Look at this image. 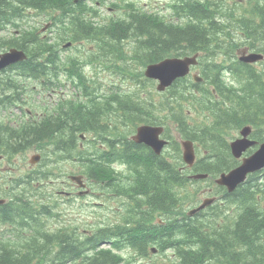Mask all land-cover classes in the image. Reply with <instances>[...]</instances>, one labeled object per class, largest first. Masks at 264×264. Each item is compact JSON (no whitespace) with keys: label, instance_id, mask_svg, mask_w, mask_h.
<instances>
[{"label":"trees","instance_id":"16d2710c","mask_svg":"<svg viewBox=\"0 0 264 264\" xmlns=\"http://www.w3.org/2000/svg\"><path fill=\"white\" fill-rule=\"evenodd\" d=\"M73 2L25 0L26 20L32 16L30 9L49 12L51 16L52 10H59L61 13L54 19L57 18L61 34L50 42L49 38L40 37L38 29L28 26L25 33L28 58L20 64L23 75L34 83L39 79L55 81L54 70L59 76L62 72L72 75L74 84L85 95L73 104L70 153L74 163L97 181L110 176L119 178L118 181L128 179V175L122 179L123 172L115 175L110 168L113 162L128 165L137 187L130 180L117 184L121 186V194L130 197L122 201L123 207L117 213L121 222L109 229L90 228V232L80 235L65 223L45 232L46 223L40 218L53 216L52 206L46 202L36 204L29 195L25 201L16 199L0 205V212H10V217L0 218V222L15 224L17 229L13 231L17 237L20 230L26 233L24 246L0 248V264H144L123 261L120 253L101 248L103 240L112 238L119 250L131 247L137 253L132 258L148 256L150 247L155 245L161 252L173 250L174 258L169 264H264V169L250 174L233 192L218 186L221 200L194 216L187 214L185 204L186 199L196 200L200 194L199 182H213L218 174L238 164L229 143L233 131L250 124L254 127L253 137L264 141V61L258 67L238 60V50L244 47L264 53V0H170L169 15L140 11L127 4L124 16L112 18L106 25L86 17L85 5ZM69 3L79 8H72ZM81 37L91 39L94 48L90 52L85 49L83 53L64 55L68 48L59 47L60 44L70 38L77 42ZM129 44L131 53L126 47ZM198 51L202 52L200 68L204 80L180 78L162 98L148 93L146 88L154 86L152 80L143 78L142 70H134V64L139 69L165 57ZM76 56H84L83 61ZM96 62L98 67L115 75V81L122 84L131 81L140 86L135 91H125L124 84L120 87L114 83L112 89L116 91L119 87V91L109 94L108 88L101 86L98 73L89 76L83 71L84 67L97 71L92 66ZM224 73L231 75V83L226 82ZM2 78L7 81V77ZM3 87L0 83V88ZM25 89L33 90L30 86ZM32 95L27 94L28 101ZM192 110L204 113L199 118L202 120L190 118ZM104 113L111 120L116 119L112 124L107 122L106 127L101 125ZM170 119L182 137L199 144L201 158L194 169L208 173L209 178L189 179L180 174L178 164L128 138L141 123L165 124ZM56 122L51 117L40 128L36 129V124L25 126V134L17 140L23 138L27 144L38 141L44 145L63 144L56 131L60 123L67 122ZM83 132L96 133L86 149L78 143ZM62 138L67 144L66 137ZM104 146H110L109 150ZM190 183L198 186L190 188ZM136 190L143 193L138 199L134 196ZM161 215L166 217L164 224L156 221ZM39 234L43 238L40 245L36 244ZM3 236H7L2 240L5 242H25Z\"/></svg>","mask_w":264,"mask_h":264},{"label":"flooded vegetation","instance_id":"af4514ba","mask_svg":"<svg viewBox=\"0 0 264 264\" xmlns=\"http://www.w3.org/2000/svg\"><path fill=\"white\" fill-rule=\"evenodd\" d=\"M79 2H81L82 5L92 4L90 0H74L73 3L78 4ZM95 3L97 6L102 4L100 0H97ZM69 4L72 6V8H79L77 5H73L72 3ZM89 8L90 7H85L86 10H89ZM110 9L112 10L114 7H110ZM0 10V53L9 51L11 49H17L26 52L25 33L27 31V20L24 16V13H26L27 9L25 0H0ZM99 12L100 11L98 10H91L89 14H99ZM57 16L58 12L55 13V17ZM46 25H49L50 30L49 28L44 30V27H41L38 30V34L43 35L44 37H50V40L52 41L58 39L60 29L59 24L55 25L54 20L51 19L45 24V26ZM72 29L75 31V26H73ZM79 41L83 43L84 39ZM21 62L22 60L13 62L12 64L0 69V83L2 86H4L3 88H0V112L2 111L4 114H6L8 111H10V113L5 116H2V113H0L2 116L0 117V198L4 199V202H1L0 205H5L9 203V201L16 202V199H23L25 201V197H27V195H29V197L39 195L41 194L43 187L47 184H50L51 186L52 195L50 193L47 194H50L51 200L55 204L57 201L55 196L58 194H60L59 197L62 199L70 197V199H73L75 198L76 194L78 195L79 190H85L87 193L91 192V179L87 177L86 174L82 173L83 178L81 183L84 186H81L80 182L73 178V176H75L74 170L68 168L70 164L74 163V156L70 153L72 144L71 138L74 134L72 121L74 116L73 101L75 91L73 90L77 89L74 82L70 81L68 77L63 76L62 74L59 76V72L56 70L52 72L53 78L56 79L55 81L46 82L43 79H39V81L33 86L36 94L40 96L38 101H36L38 102V107H36V110L33 112L30 110V107H28L30 109H27V104H33V102L31 99L28 101L26 96V82H24L22 78L24 69L20 65ZM2 77H7V81H5V79ZM59 78L61 81H59ZM1 79L4 80L1 81ZM46 95H49V97H51L54 102L55 106H53L51 110L45 109L43 107V102L46 98ZM76 95L78 97L82 96L81 92L79 91L76 93ZM10 101L14 102L10 105ZM16 102H18V104ZM14 107L15 109L21 111L23 115H25V112H27L26 118L23 116L11 115ZM4 117L10 119L5 121ZM51 117L56 119V123H60L58 121L63 122V120L67 122V124H65V122L60 123L61 127L56 131L57 136L61 135V140L63 141L64 145L62 143L55 142V144L52 146H45L42 145L41 141L27 144L23 138L17 140V137H22L23 134H25L23 127H30L33 124H36L35 128H40L43 126L47 118ZM39 135L37 136L39 137ZM64 136L66 137L67 144L64 143V138H62ZM80 136H82L81 133ZM162 138L168 139L169 143H171L169 136L165 131L162 134ZM150 149L152 152L154 151L152 148ZM59 151H63V154H59L61 157L57 155L56 158H62V160L65 159L67 164V167L63 168V172L61 173L49 168L50 164L56 160V158H54V153ZM30 152H34V154L28 162ZM187 169H190V167H188L185 162H182L178 168V171L180 174L185 175L184 172H186ZM115 175L117 174L115 173ZM43 176H49L50 178L43 180ZM113 178V176H110V178H107L108 181L105 179L99 181L100 186H102V190L111 189L110 192L107 193L101 192L102 195H108L110 197L113 195L117 197L121 196V190L118 189L116 182L118 180ZM33 190H35V192ZM137 191L138 190H136L134 193L135 198H139V196H141V194ZM207 192L210 193L211 190H208ZM9 196L11 197L9 198ZM32 197L31 200H33ZM140 208L142 209L143 206ZM53 212L56 214L55 210ZM8 217H10L9 211L0 212V218L7 219ZM40 221L47 223L48 220L40 218ZM15 222L18 223L19 220H16ZM55 222L56 219L53 218L52 229L54 228ZM104 223L106 225L102 226V229H106L110 224L109 221ZM16 229V225L11 222H0V248H5L6 246L22 247L25 245V231L20 230L21 232L17 237L13 231ZM82 232H87L86 226L82 228ZM4 234L10 236L15 241L19 239L21 242H25L15 244L11 243V241H2L7 237L3 236ZM53 243L57 244V242Z\"/></svg>","mask_w":264,"mask_h":264},{"label":"rangeland","instance_id":"374dc122","mask_svg":"<svg viewBox=\"0 0 264 264\" xmlns=\"http://www.w3.org/2000/svg\"><path fill=\"white\" fill-rule=\"evenodd\" d=\"M117 0H106V4L104 5H100V6H93L95 9H97L99 12L98 16L99 18H101L100 22L103 23L105 21H107L109 18L111 17H117V15H124L125 14V7H119V6H114V4H112L113 2H116ZM126 1H132V0H126ZM138 5L143 8V9H146L148 10L149 12H160L161 14H164V15H167V14H170V11H169V6H170V0H136ZM243 4L245 3L244 1L242 2ZM121 4H125V3H121ZM110 7H114V9H110ZM51 19L50 18H40L38 19L37 18V21L38 23L40 24V26L44 27V30L48 29L50 30V27L49 25H46L45 24L47 22H49ZM49 32V31H48ZM73 45H78L77 43L73 44ZM84 45L86 46V48L89 46L91 47L92 45H90L89 43H84ZM127 51L130 52V48H131V44L127 45ZM122 50H123V46H121ZM76 47L72 46L71 48L68 49V52H65V54L68 55H71L73 53H75L74 51H76ZM82 53V51L80 52ZM131 53V52H130ZM77 57V56H76ZM98 57H94V60H96ZM264 61V60H263ZM256 65L258 67L261 66V63H256ZM92 66H95L97 68V71H100V81H101V86L105 85V86H109L110 88L113 87L114 83H118L119 85L122 84V82H120L119 80H116L115 81V75H112L110 72H108L105 69H102L101 67H98L99 66V63L96 62V64H93ZM135 67L134 70H144L145 67H140L139 69H136L137 65L134 64L133 65ZM90 72V74L92 73L91 69L88 70ZM201 72V68L200 67H197L195 69L192 70L191 74H190V78H192V75L194 73H199ZM65 79V78H63ZM227 80L229 81L230 79L227 78ZM125 86H126V89L127 91H130V90H137V86H132V83L131 82H125L123 83ZM148 84H151V83H148ZM147 84V86H148ZM153 88L152 89H147L146 88V91L148 93H151L154 97H156V99L162 98V96L165 95V93L163 94H160L158 91H157V83L156 82H153ZM109 88V89H110ZM31 89H29L30 91ZM75 91V89L73 90ZM32 97H33V100L34 101H38L39 97L36 93L32 92ZM44 97V96H43ZM46 98V101L45 103L43 104V107L45 109H49L53 106H55L52 102H51V97H49V95H46L45 96ZM36 107H38V102L34 103ZM42 105V103H41ZM36 107L33 108V109H30L27 107V109H30L32 110L33 112L36 110ZM50 107V108H49ZM12 114L11 115H14V116H23L26 118V114L23 115V113L17 109H13L12 110ZM2 113L1 115L2 116H5L7 114L10 113V111H8L6 114H4V112H0ZM190 118L192 119H199V118H202L203 115H205L204 113L202 112H197L195 110H192L190 111ZM0 115V117H2ZM5 118V121L9 120L11 118H7V117H4ZM109 118L106 117L104 118V121L107 120ZM199 120H202V119H199ZM166 130H167V133H169L168 135L170 136V140L171 142H173V146L171 148V156L177 158V154L176 152L174 151V146H176V143H178L181 139L180 135L178 134V132L176 131L175 129V123L173 120H168L167 121V126H166ZM96 133H93V132H90V133H87L86 134V137L84 139H81V141L83 142V140H88L90 138V140H92L94 137H95ZM240 136V130H237V131H233V133L229 136V141H232L234 138L236 137H239ZM197 149H198V157L201 155V151L199 149V147L197 146ZM168 150V149H167ZM166 150V156L168 158H170L171 160L172 157L171 156H168L167 153L168 151ZM203 151V150H202ZM34 154V152H30V155H29V158H28V162H29V159L32 157V155ZM34 165V164H33ZM50 168H52L53 170H56L58 173H61L63 172V168L67 167V164L64 160L62 161H54L52 164H50L49 166ZM69 169L71 170H74L75 172L77 171H81V168L80 166H78V163L75 162L73 164H70L68 166ZM114 177V176H113ZM116 180H118L117 178H115ZM92 183V188H91V192H86V193H81V191L79 190V193L78 195L76 194L75 196V202L73 203L72 199H70V203H68L69 205H72L69 207H67L66 209L65 208H58L59 211L61 213H63L62 211L65 210V213H66V216L65 218L67 219V221L69 223H65L66 225H68L69 227H72L74 225H77L79 228L81 227H84L86 226L87 230L89 228H96L99 226L102 227V225H106L104 222L106 221H110L111 223H115L117 220H118V217L116 216V209H114L115 207V204L118 203V205L121 207L122 205V198H126V197H123V196H120L117 200L116 198H112L115 200L114 201H110L108 200L110 196L108 195H102L101 192H104V193H107V192H110L111 189L109 190H102V188L100 186H97L95 185L94 182L90 181ZM117 184H120L121 181H116ZM198 184V183H197ZM197 184H194V183H190V188H195L197 187L198 185ZM210 184V181H201L199 182V185H202V187H197L199 188V191L200 194L197 195L196 198H198V200L200 199H203L205 196H206V192L205 190L208 189L207 188H204L206 185ZM212 188L215 189V186L211 185ZM210 187V186H209ZM79 189H83V188H79ZM35 192V190H33ZM43 191L45 193H50L52 195V189H51V186L50 184H47L43 187ZM38 192V191H37ZM54 193V192H53ZM60 194H58L57 196H55L57 199H59ZM32 197V196H31ZM46 197L44 196H41V195H36L34 197H32L33 201L36 203V204H39L41 201H44ZM71 198V197H70ZM65 200V199H64ZM195 200V199H194ZM194 200L192 201H189V199H186L185 200V204L187 207L190 206V204L194 203ZM107 201V202H106ZM66 207V206H64ZM63 215V214H62ZM79 230H77L78 232ZM87 232H90V231H87ZM103 248H108V244H103L102 245ZM172 251L171 249L169 250H166L164 252H161V251H156V252H152L150 251L149 255L147 256L149 260H154L155 263H161V262H166V263H170L171 260H173V255H172ZM132 250L130 249H127L124 251L126 257H130L131 254H132ZM148 260H143V262H147Z\"/></svg>","mask_w":264,"mask_h":264},{"label":"water","instance_id":"95a60500","mask_svg":"<svg viewBox=\"0 0 264 264\" xmlns=\"http://www.w3.org/2000/svg\"><path fill=\"white\" fill-rule=\"evenodd\" d=\"M199 54L186 55L183 57H168L159 62L151 63L145 70V75L149 78L159 81L157 89L164 91L170 87L173 82L179 78L187 76L191 72V66L198 64ZM23 51L12 49L9 52L0 55V69L9 64L25 58ZM264 58V54L256 51L243 50L240 60L245 62H256ZM196 80H202L199 74H194ZM165 128L162 125H141L138 127L133 139L138 143H144L150 146L155 153L160 154L164 147L169 143L167 139L161 137ZM250 125L244 126L240 130V136L231 141V151L236 158H241L245 152L257 144V141L250 137L252 133ZM184 146L183 159L190 166L194 165L196 153L194 143L191 140H183ZM264 168V141L251 154L242 157L241 163L233 169L223 172L216 182L225 186L230 192H233L239 185L244 183L248 175ZM207 173H196L193 178H205ZM80 180V176L74 177ZM217 200V196L207 197L196 208L190 210V214L206 208ZM0 202H2L0 200ZM155 249V248H154Z\"/></svg>","mask_w":264,"mask_h":264},{"label":"bare ground","instance_id":"6f19581e","mask_svg":"<svg viewBox=\"0 0 264 264\" xmlns=\"http://www.w3.org/2000/svg\"><path fill=\"white\" fill-rule=\"evenodd\" d=\"M221 79V78H220Z\"/></svg>","mask_w":264,"mask_h":264}]
</instances>
